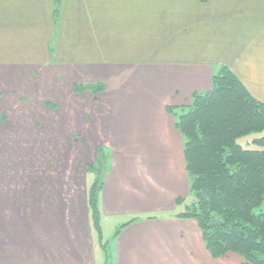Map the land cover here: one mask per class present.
<instances>
[{
  "label": "crops",
  "instance_id": "0c3cea01",
  "mask_svg": "<svg viewBox=\"0 0 264 264\" xmlns=\"http://www.w3.org/2000/svg\"><path fill=\"white\" fill-rule=\"evenodd\" d=\"M86 1L79 0L83 9ZM130 1L120 3L115 22L101 3L97 13L84 9L79 18L73 10L69 17L77 0H61L55 24L48 19L52 0H0V60L15 59L18 43L51 40L60 52V44L67 46L64 40L71 37L74 48L80 37L86 62L94 68L127 61L106 89L109 107L100 117L107 142L99 146L108 158L100 171L99 226L101 233L103 223L110 222L113 230L111 243L101 242L105 264H241L232 252L211 257L196 221L180 215L191 196L176 121L194 92L210 90L212 76L222 66L264 103V0H199L198 10L190 0L184 15L186 64L169 74L143 69V11ZM90 21L98 26L93 32ZM59 183L51 189L40 182L39 191L31 184L18 194L0 191L6 201L0 211L9 212L0 215V264H98L88 187L82 197L70 189L68 202Z\"/></svg>",
  "mask_w": 264,
  "mask_h": 264
},
{
  "label": "rangeland",
  "instance_id": "374dc122",
  "mask_svg": "<svg viewBox=\"0 0 264 264\" xmlns=\"http://www.w3.org/2000/svg\"><path fill=\"white\" fill-rule=\"evenodd\" d=\"M198 1L192 0L193 10H198ZM86 2L85 10L97 13L101 10L98 7L101 3L103 9L108 10L109 7L111 20H120L119 6L123 0ZM189 3L190 0H133L127 3L140 5L143 11V69L169 74L177 73L178 68L186 64L182 60L186 30L184 15L185 6ZM81 8L77 0L70 9L69 17L74 10L72 15L80 18L84 11ZM65 15L63 18L68 17V13ZM59 16L53 18L51 13L48 19H55L58 23ZM89 26L90 32L98 29L96 22L90 21ZM116 27L117 24L113 30H117ZM19 30L21 28L15 31ZM114 33L118 34L117 31ZM18 35L21 41V35ZM71 40V37L64 40L67 46L60 44V52L59 44L51 40L33 46L18 43L14 46L15 59L0 60V167L4 166L0 168V191L8 193L11 190L18 194L28 191L27 187L31 184L39 191L36 186L40 182L46 181L51 189L62 182L64 200L69 202V190L77 191L82 197L87 184L95 176L93 170L100 172L108 158L99 146L107 142L100 117L109 107L107 87L118 80L113 76L121 74L119 69L127 61L115 60L109 69L97 65L94 68L86 62L83 39L76 37L74 43L79 46L74 48H71ZM1 49L0 45V58ZM171 82L166 80L164 83ZM263 135L264 129L246 134L237 142L244 148L259 149L251 140ZM99 156L101 162L97 166L95 162ZM86 163L92 168L90 171L86 166L85 174ZM0 200L4 202H0L4 209L6 201L1 197ZM258 210L264 211V203L254 209L255 212ZM8 214L7 208L0 211L4 217ZM111 227L110 222L103 223L99 235L93 229L98 264H105L101 242L111 243Z\"/></svg>",
  "mask_w": 264,
  "mask_h": 264
},
{
  "label": "trees",
  "instance_id": "16d2710c",
  "mask_svg": "<svg viewBox=\"0 0 264 264\" xmlns=\"http://www.w3.org/2000/svg\"><path fill=\"white\" fill-rule=\"evenodd\" d=\"M60 1L52 0L53 18L59 14ZM176 127L184 141L192 199L180 215L196 221L211 257L232 252L242 259L241 264H264V211H254L264 203V135L251 140L261 149L244 148L237 142L264 129V103L252 98L222 66L213 74L210 90L192 94ZM87 168L91 171L92 166ZM93 172L87 204L92 229L99 235L100 172Z\"/></svg>",
  "mask_w": 264,
  "mask_h": 264
}]
</instances>
